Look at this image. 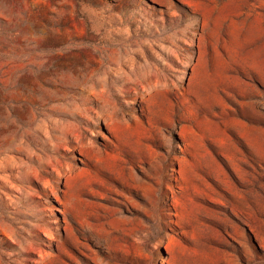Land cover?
Listing matches in <instances>:
<instances>
[{"label": "rangeland", "instance_id": "obj_1", "mask_svg": "<svg viewBox=\"0 0 264 264\" xmlns=\"http://www.w3.org/2000/svg\"><path fill=\"white\" fill-rule=\"evenodd\" d=\"M0 264H264V0H0Z\"/></svg>", "mask_w": 264, "mask_h": 264}]
</instances>
